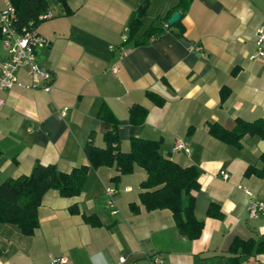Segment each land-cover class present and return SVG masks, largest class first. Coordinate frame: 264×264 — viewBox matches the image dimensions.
Returning a JSON list of instances; mask_svg holds the SVG:
<instances>
[{
    "label": "crops",
    "instance_id": "obj_1",
    "mask_svg": "<svg viewBox=\"0 0 264 264\" xmlns=\"http://www.w3.org/2000/svg\"><path fill=\"white\" fill-rule=\"evenodd\" d=\"M48 2L52 16L37 30L48 40L39 58L52 73V87L0 92V181L30 174L38 161L62 171L88 163L87 139L92 134L104 146L113 126L100 115L105 109L118 120L124 151L133 137L152 138L165 157L199 169L194 211L203 227L189 238L170 209H146L142 166L117 181L114 166H100L89 169L76 196L46 191L33 234L0 223V264H50L51 254L67 256L68 264H151L156 253L164 264H264V215L251 218L248 212L252 196L264 200V176L246 173L261 165L264 137L246 134L233 144L209 130L215 122L232 128L237 118L264 119V57L252 58L264 0H189L179 6V0H149L140 30L126 42L121 35L140 0H68L69 12L59 0ZM176 10L180 21L167 27L163 17ZM151 26L163 30L136 44L146 38L137 34ZM6 56L0 39V64ZM17 75L31 81L24 68ZM134 107L146 109L142 121L132 119ZM178 137L189 152L173 149ZM107 186L115 188L117 213L107 207ZM75 203L78 213L70 211ZM212 205L221 216L208 214ZM83 213H95L100 225Z\"/></svg>",
    "mask_w": 264,
    "mask_h": 264
},
{
    "label": "trees",
    "instance_id": "obj_2",
    "mask_svg": "<svg viewBox=\"0 0 264 264\" xmlns=\"http://www.w3.org/2000/svg\"><path fill=\"white\" fill-rule=\"evenodd\" d=\"M16 12L18 27L28 26L32 23L37 26L42 19L39 16L48 12V0H11ZM69 12L68 0H59ZM149 0H140L135 17L129 23L128 41L135 38L146 15ZM189 0H179V5H187ZM170 15L163 17L168 23ZM180 20L175 22L177 24ZM171 25L168 24L167 27ZM163 28L151 26L136 38L145 36L143 40L135 43H143L147 39H152L156 32H161ZM1 34V31H0ZM0 35V39H1ZM229 91L224 90L221 94L225 98ZM151 97L162 102L154 93ZM142 114L135 115L137 111ZM146 109L134 107L131 112L134 121H142L146 114ZM102 117L112 122V129L104 134L105 144L99 146L94 143L93 135L87 139L84 151L88 163L72 167L70 171H62L53 163L44 164L36 162L31 173L8 177L0 181V223L15 225L23 234L31 235L39 226L38 208L42 198L49 189H56L63 196H76L81 193L86 176L90 168L100 166H114L116 174L114 181H117L123 174L133 172L136 165L142 166L146 170V177L140 182V200L148 210L168 208L172 211L176 227L189 238H196L200 235L203 221L195 217L194 190L199 184V169L195 165L183 166L176 161L165 157L160 151V141L142 137H133L128 150L121 149L118 137V120L112 113L102 109ZM210 133L227 143L240 144L241 139L246 134L264 137V119L257 118L245 120L237 118L232 128H226L220 123H212L209 126ZM261 165H251L246 173H254L264 176V150L260 156ZM132 207L138 210L135 204ZM72 213L80 211L75 203L70 207ZM208 214L221 216L219 208L211 206ZM85 220L93 225H100L101 221L95 213H83Z\"/></svg>",
    "mask_w": 264,
    "mask_h": 264
},
{
    "label": "built area",
    "instance_id": "obj_3",
    "mask_svg": "<svg viewBox=\"0 0 264 264\" xmlns=\"http://www.w3.org/2000/svg\"><path fill=\"white\" fill-rule=\"evenodd\" d=\"M49 12L43 13L39 16L40 19H46L51 17ZM17 20L15 7L11 0H0V31L1 41L7 51L6 58L1 61L0 64V92L5 89L14 88V86H20L23 88H37L40 87L46 91H49L52 87V73L46 68L39 58V51L48 46V40L43 35L38 33L37 26L30 23L28 26L18 27L15 24ZM168 24V23H167ZM129 26L123 29L121 38L123 41L127 39ZM256 45L257 51L252 58L264 57V25H260L256 32ZM198 50L202 49V46H198ZM125 52V49L122 50ZM25 69L27 75H29L31 81L24 82L19 79L17 75L21 69ZM118 71V66H113V72ZM3 98L0 94V104L3 102ZM64 114L66 109L61 110ZM174 150L190 151L188 143L179 138L174 144ZM224 178L229 175L225 171H221ZM250 195L251 192L245 186L240 185ZM130 189V187L128 188ZM105 191L108 196L107 207L111 209L113 213H117V202L114 198L115 188L113 186H107ZM248 212L251 218L257 216V214L264 215V200L251 197L248 205ZM125 258H121L120 261L124 262ZM151 264H164L165 258L162 254L156 253L151 257ZM50 264H68L67 256L50 255Z\"/></svg>",
    "mask_w": 264,
    "mask_h": 264
},
{
    "label": "water",
    "instance_id": "obj_4",
    "mask_svg": "<svg viewBox=\"0 0 264 264\" xmlns=\"http://www.w3.org/2000/svg\"><path fill=\"white\" fill-rule=\"evenodd\" d=\"M181 18V12L176 10L172 13V15L168 19V24H174Z\"/></svg>",
    "mask_w": 264,
    "mask_h": 264
},
{
    "label": "rangeland",
    "instance_id": "obj_5",
    "mask_svg": "<svg viewBox=\"0 0 264 264\" xmlns=\"http://www.w3.org/2000/svg\"><path fill=\"white\" fill-rule=\"evenodd\" d=\"M117 207V206H116Z\"/></svg>",
    "mask_w": 264,
    "mask_h": 264
}]
</instances>
